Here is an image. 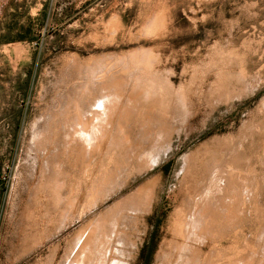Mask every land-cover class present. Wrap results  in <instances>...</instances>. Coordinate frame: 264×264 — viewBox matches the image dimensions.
<instances>
[{"label":"rangeland","instance_id":"374dc122","mask_svg":"<svg viewBox=\"0 0 264 264\" xmlns=\"http://www.w3.org/2000/svg\"><path fill=\"white\" fill-rule=\"evenodd\" d=\"M81 258L264 264V0H0V264Z\"/></svg>","mask_w":264,"mask_h":264},{"label":"bare ground","instance_id":"6f19581e","mask_svg":"<svg viewBox=\"0 0 264 264\" xmlns=\"http://www.w3.org/2000/svg\"><path fill=\"white\" fill-rule=\"evenodd\" d=\"M135 62V61H134ZM140 63V62H139ZM136 64V63H135ZM146 64V63H145ZM111 68V67H110ZM105 71H106V69H105ZM108 73V72H107ZM111 73H112V71H111ZM109 74V75H112V74H114V73H112V74ZM104 74V73H103ZM87 75H88V73H87ZM108 74L106 75L107 77H111V76H109ZM134 75V74H133ZM137 75V74H136ZM103 76V75H102ZM104 76H105V74H104ZM103 76V77H104ZM143 76V75H142ZM91 77H93V76H91ZM107 77H105V78H103V80H105V82H106V78ZM97 78H99V77H97ZM96 78V79H97ZM114 78V77H113ZM89 79H91V78H89ZM93 79H95V78H93ZM109 79V78H108ZM100 80V79H99ZM101 80H102V78H101ZM102 80V81H103ZM97 81V80H96ZM108 81V80H107ZM89 82H93L92 80L91 81H89ZM111 82V81H110ZM91 84V83H90ZM104 84H106V83H104ZM110 84V83H109ZM119 84V83H118ZM138 84V83H137ZM141 84V83H140ZM145 84V83H144ZM151 84V83H150ZM156 84V83H155ZM114 85V83L112 84V86ZM119 85H121V84H119ZM147 85V84H146ZM103 86V83H102V85L100 86V87H102ZM107 86V89H105V86H104V89L105 90H108V88L109 87H111V85L109 86V85H106ZM114 86H116V85H114ZM137 86V85H136ZM135 86V87H136ZM150 86H152V85H150ZM117 87V86H116ZM122 87V86H121ZM138 88V87H137ZM155 88H156V86H155ZM98 89V88H97ZM102 89V91H103V87L101 88ZM100 89V90H101ZM114 89H115V87H114ZM118 89V88H117ZM117 89H115V90H117ZM152 89V88H151ZM84 91V90H83ZM86 91V90H85ZM111 91L113 92L114 90H113V88L111 89ZM119 91V90H118ZM117 91V92H118ZM123 91V90H122ZM133 91V90H132ZM137 91V90H136ZM153 91V90H152ZM110 91L108 90V93H109ZM115 92V91H114ZM113 92V96L114 95H116L117 93L115 92L114 93ZM120 92V91H119ZM151 92V91H150ZM154 92H156V90L154 91ZM107 92L104 94H100L101 95V103H99L100 105H96L97 107L96 108H94V114L93 115H91L90 114V117L89 118H91L89 121H88V123L86 122H83V120L82 121H80V123L78 124L77 122H76V125H77V131L75 130V132H74V134H72L73 132H71V135L70 136H73V138H76V139H79L80 140V142L81 143H83L84 145H85V147L87 148V149H89V150H95V148H98V147H100V145H101V143L103 142V140L107 137V128H108V126L110 125V123H112L111 121L113 120V116H115V114H116V112H117V110H118V108H119V99H116L115 97H113V96H111V94L109 93L108 94ZM160 93V92H159ZM134 94V93H133ZM136 95H138L137 93H135ZM155 94V93H154ZM120 95V94H119ZM143 95V94H142ZM152 95V94H151ZM156 95H157V92H156ZM90 96V95H89ZM117 96V95H116ZM132 96V95H131ZM158 96V95H157ZM99 97V96H98ZM119 97V96H118ZM122 97V96H121ZM120 97V98H121ZM135 97V96H134ZM139 97V96H138ZM144 97V96H143ZM142 97V98H143ZM146 97V96H145ZM94 99H95V97H94ZM99 100H100V98H99ZM143 100V99H142ZM131 101V100H130ZM129 101V102H130ZM132 102V101H131ZM142 102V101H141ZM144 102V101H143ZM142 102V103H143ZM141 103V104H142ZM145 103V102H144ZM92 104V103H91ZM94 104V103H93ZM130 104H132V103H130ZM135 104V103H134ZM138 104V103H137ZM126 105V104H125ZM128 105H129V103H128ZM127 106V105H126ZM123 107V106H122ZM129 107H131L130 105H129ZM133 107V106H132ZM139 108V107H138ZM65 109V108H64ZM68 109H69V107H68ZM80 109V108H79ZM124 110V109H123ZM73 112V111H72ZM75 112V111H74ZM124 112H126V111H124ZM129 112H131V111H128V113ZM121 114V113H120ZM119 114V115H120ZM122 114H124V113H122ZM79 115V114H78ZM125 115H127V114H125ZM80 116V115H79ZM78 116V117H79ZM121 117H122V115H120ZM60 117H62V116H60ZM76 117V116H75ZM86 117V116H85ZM120 118V117H119ZM62 119V118H61ZM73 119V118H72ZM80 119V118H79ZM86 120V119H85ZM75 125V124H74ZM76 125H75V127H76ZM73 131V130H72ZM109 133V132H108ZM72 139V138H71ZM107 139V138H106ZM110 139V138H109ZM113 139V138H112ZM114 140V139H113ZM109 142V141H108ZM104 143H105V141H104ZM113 144V143H112ZM109 146V145H108ZM84 148V147H83ZM86 149V150H87ZM88 151V150H87ZM89 152V151H88ZM92 153V152H91ZM86 154H89V153H86ZM59 185V184H58ZM56 187V186H55ZM59 188V187H58ZM62 189V188H61ZM58 190H60V189H58ZM57 193V192H56ZM61 194V193H60ZM54 195V194H53ZM59 197H61L59 194H57ZM56 196V195H55ZM57 198V197H56ZM63 198V197H62ZM60 200V199H59ZM62 201V200H61ZM57 205V204H56ZM232 209V208H231ZM225 214V213H224ZM227 214V213H226ZM225 214V215H226ZM229 216L231 215V212H230V214H228ZM202 217H204V215L202 216ZM213 218V217H212ZM230 219H233V218H230ZM208 220V219H207ZM218 220V219H217ZM229 222V221H228ZM194 224V223H193ZM197 225V224H196ZM195 232V231H194ZM91 239V238H90ZM92 246V245H91ZM90 246V247H91ZM89 252V251H88ZM88 252H87V254H88ZM85 254H86V251H85ZM90 256V255H89ZM82 257V256H81ZM84 257V256H83ZM87 257H88V255H86V260H87ZM93 258V257H92ZM82 259L83 258H81V260L80 261H75V263H73V264H82V263H84L85 264V262H84V260L82 261ZM85 259V258H84ZM91 259V258H90ZM81 261H82V263H81ZM103 261H105L104 259H102V263H106V261L105 262H103ZM88 262H91V261H89V258H88ZM95 263H96V261H94ZM87 263V262H86ZM94 263V264H95ZM118 263V262H117ZM89 264V263H88ZM91 264H92V262H91ZM96 264H98V263H96ZM100 264H101V262H100ZM116 264V263H115Z\"/></svg>","mask_w":264,"mask_h":264}]
</instances>
